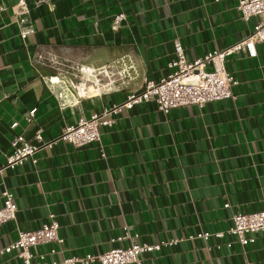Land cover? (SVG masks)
<instances>
[{"label": "crops", "instance_id": "0c3cea01", "mask_svg": "<svg viewBox=\"0 0 264 264\" xmlns=\"http://www.w3.org/2000/svg\"><path fill=\"white\" fill-rule=\"evenodd\" d=\"M23 1L30 15L21 25L19 0H0V167L16 135L42 149L36 164L0 172V208L5 190L18 207L0 226V251L54 215L64 243L32 249L47 262L127 247L129 240H116L126 228L137 243L177 241L144 254L142 264H264V233L245 247L228 234L234 214L264 210V43L254 55L228 58L239 81L231 99L169 114L149 101L102 127L97 143L56 141L80 118L164 78L174 41L191 62L245 41L257 20L240 18L238 0H55L53 12ZM119 13L126 19L115 30ZM28 27L34 32L23 36ZM121 58L134 69L113 90L59 106L61 82L91 79L104 67L115 73ZM0 264L23 263L12 253L0 254Z\"/></svg>", "mask_w": 264, "mask_h": 264}, {"label": "built area", "instance_id": "2783aa9c", "mask_svg": "<svg viewBox=\"0 0 264 264\" xmlns=\"http://www.w3.org/2000/svg\"><path fill=\"white\" fill-rule=\"evenodd\" d=\"M20 15L18 22L26 24L30 11L25 8V2L19 0ZM36 7L46 6L50 12L55 9V0H36ZM237 10L240 18L248 22L252 18L257 20L253 33L245 41L232 47L216 50L189 62L185 49L179 41H174L175 59L168 64L169 72L158 82H147L139 91L130 92L126 99L121 103L115 104L110 108H105L100 114H92L89 118H80L76 125L65 128L56 141H62L80 148L100 141L102 127H110L115 123L118 115L124 111H129L142 103L153 101L157 110L161 113L169 114L171 111L195 105L203 108L206 104L233 98V88L239 84L227 70L228 58L237 52L248 50L255 54L256 45L264 43V0H238ZM126 19L124 13L114 15L111 19L113 29H118ZM33 29L28 27L21 34L23 36L33 33ZM123 66L120 71L111 73L110 67H104L94 72L91 79L80 80L67 86L61 82L59 91L54 95L59 102V106L64 109L77 106L82 99L101 95L103 92L111 91L116 87L117 82L129 77V72L134 69L131 61L125 58L119 60ZM60 82L57 83V85ZM52 84H54L52 82ZM36 113L33 109L29 113L27 121L30 122ZM17 124H14L15 127ZM40 140L39 135L36 136ZM11 142L12 152L7 156L5 163L0 167V172L5 169H14L16 166L23 165L27 161L36 164L37 155L41 151L40 144H33L27 141L23 135H16ZM48 143L46 146H51ZM3 205L0 208V226L16 219L18 207L14 194L5 190L2 194ZM228 207V205H226ZM232 225L228 234L233 235L235 240L242 246H248L255 241V235L264 233V210L253 213H237L232 217ZM18 238L4 247L0 254L10 255L20 259L23 264H142V256L146 253L160 250L162 246L173 245L177 241L162 242L157 244L137 243L134 239L137 235L125 232L116 240H129L130 243L124 248H112L106 253L84 257H67L62 261L47 262L46 254L35 255L32 249L41 245L51 243L63 244L64 239L59 236V224L54 215H50L47 223L35 230L19 231ZM211 233H200L197 238L208 240ZM217 238H223L224 233H214ZM230 247L231 244H228ZM56 251L50 250V255ZM40 263H34L35 259Z\"/></svg>", "mask_w": 264, "mask_h": 264}, {"label": "bare ground", "instance_id": "6f19581e", "mask_svg": "<svg viewBox=\"0 0 264 264\" xmlns=\"http://www.w3.org/2000/svg\"><path fill=\"white\" fill-rule=\"evenodd\" d=\"M90 72V71H89ZM92 75V77L94 76V74H91ZM61 80V79H60ZM52 81H54V82H58L59 81V79L57 78V77H52Z\"/></svg>", "mask_w": 264, "mask_h": 264}]
</instances>
